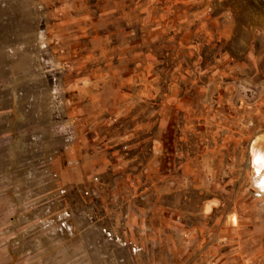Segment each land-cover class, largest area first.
I'll return each instance as SVG.
<instances>
[{"label":"rangeland","instance_id":"rangeland-1","mask_svg":"<svg viewBox=\"0 0 264 264\" xmlns=\"http://www.w3.org/2000/svg\"><path fill=\"white\" fill-rule=\"evenodd\" d=\"M139 50L160 68L165 90L176 85V93L164 94V123L168 130L176 125L181 137L161 175L175 186L167 202L180 205L189 229L205 224L209 197L227 198L218 208L232 216L245 253L253 248L255 223L264 219V0H0V198H6L0 249L9 262L23 249L77 242L81 199L97 195L78 184L80 119L64 113L81 87L93 88L81 66L87 73L93 63L125 69L122 57ZM195 85L202 88L189 92ZM206 146L209 168L199 167L193 183L190 161ZM101 234L104 244L131 253L105 257L145 260L131 242L106 229Z\"/></svg>","mask_w":264,"mask_h":264},{"label":"crops","instance_id":"crops-1","mask_svg":"<svg viewBox=\"0 0 264 264\" xmlns=\"http://www.w3.org/2000/svg\"><path fill=\"white\" fill-rule=\"evenodd\" d=\"M122 58L129 63L125 69L117 64L106 71L105 66L98 68L93 63L87 73L81 66L82 76L94 80L93 88L81 87L77 104L64 113L66 118L78 115L80 119L76 139L78 184L97 195L96 199H81L73 232L77 242L48 246L46 251L38 246L23 249L22 256L13 262L6 260L7 250L2 247L0 264H134L131 256L105 257L131 253L127 246L104 244L101 229L139 248L145 257L140 264H197L201 255H205L204 264H264V219L260 214L255 223L258 228L252 231L253 248L247 249V255L232 216L225 207L218 208L227 198L209 197L205 224L184 227L180 205L166 200L174 195L175 186L161 179L168 169L166 158L173 156L181 143V137L176 138V125L171 123L168 130L164 123V94L176 93V85L164 89L163 73L143 50ZM196 88L202 87L192 86L189 92L196 93ZM179 108H183L182 103ZM3 128L0 121V135ZM194 158L195 163L191 160L185 167L189 166L194 175L191 182L198 183L197 170L209 168L212 153L206 146L205 153ZM259 172L264 173V167ZM98 175L102 183H91V177ZM2 196L0 234L6 225V198ZM50 253L56 256L50 257ZM150 255H157V259ZM170 255L184 257L172 262Z\"/></svg>","mask_w":264,"mask_h":264},{"label":"bare ground","instance_id":"bare-ground-1","mask_svg":"<svg viewBox=\"0 0 264 264\" xmlns=\"http://www.w3.org/2000/svg\"><path fill=\"white\" fill-rule=\"evenodd\" d=\"M255 158H256V155L253 154V155H252V163H253L252 165H253L254 168L256 169V167H255V165H254V164H255ZM255 172H256V171H255ZM256 173H258V172H256ZM260 177H261V175H260Z\"/></svg>","mask_w":264,"mask_h":264}]
</instances>
